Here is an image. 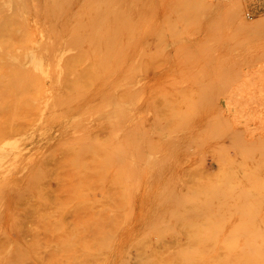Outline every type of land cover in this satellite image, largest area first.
Returning a JSON list of instances; mask_svg holds the SVG:
<instances>
[{"label":"rangeland","instance_id":"rangeland-1","mask_svg":"<svg viewBox=\"0 0 264 264\" xmlns=\"http://www.w3.org/2000/svg\"><path fill=\"white\" fill-rule=\"evenodd\" d=\"M230 2L0 0V264H264V0Z\"/></svg>","mask_w":264,"mask_h":264},{"label":"bare ground","instance_id":"bare-ground-1","mask_svg":"<svg viewBox=\"0 0 264 264\" xmlns=\"http://www.w3.org/2000/svg\"><path fill=\"white\" fill-rule=\"evenodd\" d=\"M227 1H228V3H226L227 10L233 11L234 9H237L236 8L237 6L235 4L231 3L230 0H227ZM63 11H64V6H61V5H53L51 7V9H50V13L52 15H54V16L62 14ZM103 12H108V10L107 9H103ZM81 14H83V13H81ZM80 16H78V17H80ZM94 25L95 24L92 23V22H90L89 20H84V22L75 23L74 25L71 26V30L73 31V37L75 38V37H78L79 35H81L82 37H84L86 39L91 38V34L94 35L92 33V30H93ZM19 27H20V24H18L17 20L11 19V20L4 21L0 25V39H1V42H2L0 44V46L3 45L6 48H8V50H11L12 46L15 44L14 42L17 39L16 36H15V30L17 28H19ZM80 27H82V31H77L78 28H80ZM112 33L114 35H116V32L112 31ZM3 37H9V38L8 39H4ZM25 39H28V38L25 37ZM36 55L37 54L35 53V54H32V55L29 54L27 56V58H30V61L33 64V67L34 68H37L39 70H43V71H45L46 69H48L47 64L41 58L36 57ZM75 64H76L75 61H71L69 63V66L71 68H74L75 67ZM3 68L4 67H2V64H0V70H3ZM90 78H91V75H88V78L87 79H90ZM7 81L10 83L11 78H8ZM78 85H80V81L79 80H76V81L72 82V84L69 86V90L70 91L76 90V88H77ZM235 106H237V105L235 104ZM237 116H238V114H237ZM218 179L222 180V178L219 175H218ZM218 179H210V180H207L208 182H206V184H205V187H206L207 191L211 192L213 189H215V187H216L215 184L218 185Z\"/></svg>","mask_w":264,"mask_h":264}]
</instances>
